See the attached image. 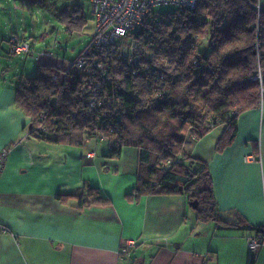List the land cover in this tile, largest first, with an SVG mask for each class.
Segmentation results:
<instances>
[{
    "label": "trees",
    "instance_id": "trees-1",
    "mask_svg": "<svg viewBox=\"0 0 264 264\" xmlns=\"http://www.w3.org/2000/svg\"><path fill=\"white\" fill-rule=\"evenodd\" d=\"M19 2L49 11L70 36L89 19L82 9L57 8L51 0ZM130 42L136 43L132 51ZM115 46L114 53H98L102 67L91 73L43 63L35 77L19 83L15 102L30 119V136L74 148L100 140L109 159L133 148L138 174L131 199L185 195L197 201L198 220L245 229L220 217L209 167L185 145L223 127L216 144L222 153L237 136L240 116L264 104V11L256 0H199L193 10H155ZM93 100L100 103L95 109ZM59 197L75 198L79 207L109 203L94 188ZM263 228L248 229L258 234Z\"/></svg>",
    "mask_w": 264,
    "mask_h": 264
},
{
    "label": "crops",
    "instance_id": "crops-1",
    "mask_svg": "<svg viewBox=\"0 0 264 264\" xmlns=\"http://www.w3.org/2000/svg\"><path fill=\"white\" fill-rule=\"evenodd\" d=\"M259 6L264 11V0ZM16 88L0 80V152L9 149L0 174V264H264V245L255 253L247 246L256 234L248 228L264 226V104L240 116L237 136L222 153L216 144L223 127L185 145L209 167L220 217L245 227L224 230L198 220L185 195L131 199L138 174L133 148L109 159L100 140L74 148L31 137ZM88 188L109 203L79 207L77 199L59 197L86 195ZM128 241L134 253L122 260Z\"/></svg>",
    "mask_w": 264,
    "mask_h": 264
},
{
    "label": "rangeland",
    "instance_id": "rangeland-1",
    "mask_svg": "<svg viewBox=\"0 0 264 264\" xmlns=\"http://www.w3.org/2000/svg\"><path fill=\"white\" fill-rule=\"evenodd\" d=\"M1 4L3 8L0 7V80L12 82L16 87L22 80L35 77L37 66L41 64L42 59H44L42 61L48 59L54 65L68 64L84 51L96 34L89 0L65 2L51 0V5L57 8L78 7L89 18L80 33L71 36L66 32L65 25L47 10L35 7L28 9L21 6L18 0H0ZM171 9L169 6H160L156 10L163 12ZM11 35L9 40L8 37ZM11 40L17 41L20 45L23 43L29 45L30 54H13Z\"/></svg>",
    "mask_w": 264,
    "mask_h": 264
},
{
    "label": "built area",
    "instance_id": "built-area-1",
    "mask_svg": "<svg viewBox=\"0 0 264 264\" xmlns=\"http://www.w3.org/2000/svg\"><path fill=\"white\" fill-rule=\"evenodd\" d=\"M199 0H89L92 19L95 23L96 34L74 61L69 62L66 70L73 66L77 70H85L88 73L101 69L97 57L114 53L118 46L114 45L126 38L130 33L139 29L148 20L151 13L160 6H169L178 11L193 10ZM257 8L260 9L259 0H256ZM13 54H29L31 48L23 43L19 44L11 40ZM136 47L135 42H130L128 50ZM27 49H30L28 51ZM100 103L93 100L90 103L91 109H95ZM9 156V149L0 152V174L4 171ZM91 157V154L87 155ZM134 241L126 242L119 250L120 259L125 260L132 257L135 248ZM264 245V228L261 233L255 234L247 242L250 252L255 253L258 248Z\"/></svg>",
    "mask_w": 264,
    "mask_h": 264
},
{
    "label": "water",
    "instance_id": "water-1",
    "mask_svg": "<svg viewBox=\"0 0 264 264\" xmlns=\"http://www.w3.org/2000/svg\"><path fill=\"white\" fill-rule=\"evenodd\" d=\"M194 209H196L197 208V206H198V204H197V201H195V202H193V203H191L190 204Z\"/></svg>",
    "mask_w": 264,
    "mask_h": 264
}]
</instances>
